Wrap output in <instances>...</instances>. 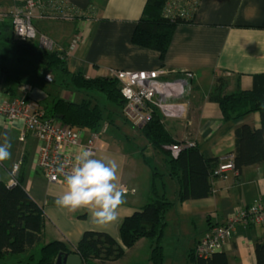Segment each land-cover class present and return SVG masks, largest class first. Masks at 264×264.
<instances>
[{"label": "crops", "instance_id": "0c3cea01", "mask_svg": "<svg viewBox=\"0 0 264 264\" xmlns=\"http://www.w3.org/2000/svg\"><path fill=\"white\" fill-rule=\"evenodd\" d=\"M18 1L23 3L26 0ZM18 1L0 0V23L8 21L12 24L14 7L23 5ZM194 1L198 2L193 12L195 21L177 26L164 60L158 51L132 42L147 0H71L78 9L75 18L36 20L53 22L51 28L57 30L50 38L57 48L67 53L72 72L98 77L109 75L112 69H165L167 73L161 76V80H180L179 92L165 94L163 100L168 102L163 103L188 104V117H167L165 124L177 141H191L198 145L210 168L215 170L234 153L238 128L245 124L261 126L259 112L225 120L219 101L238 89L251 88L254 74L264 72V0ZM67 21L73 22L75 29L62 43L60 38L66 37L63 25ZM187 70L193 72L192 79L186 77ZM7 88L0 90V99L1 95H11L5 90ZM29 95L32 97L31 93ZM23 129L22 120L0 121V134L6 132L12 145L11 159L0 163V180L8 181L10 170L16 163L20 164L17 180L46 214L45 242L62 240L75 246L87 230H94L107 232L122 243L120 228L123 220L150 200L152 171L141 156V147L128 134L118 133L117 138L107 140L96 152L94 158H110L117 162L119 184L130 181L138 189L119 207L118 219L100 227L92 223L87 207L70 210L56 204V197L63 194L67 186L47 179L38 167L40 142L30 133L21 139ZM143 147H146V152L151 148L149 145ZM211 183L213 191L209 197L186 201L177 197L168 212L165 235L173 234L176 241L171 249L176 253L181 249L187 264L188 251L197 246L212 226L227 224L239 210L256 202L264 205V163L246 166L241 171H230L227 178L212 174ZM165 189L168 194L169 190H176L177 194L178 185L168 178ZM260 239H264V224L237 223L223 248L230 264H256L255 245ZM141 245L147 250L145 254L149 262L151 242L141 239L124 258L108 264H124L120 261L127 259Z\"/></svg>", "mask_w": 264, "mask_h": 264}, {"label": "trees", "instance_id": "16d2710c", "mask_svg": "<svg viewBox=\"0 0 264 264\" xmlns=\"http://www.w3.org/2000/svg\"><path fill=\"white\" fill-rule=\"evenodd\" d=\"M167 1L147 0L132 36L134 44L158 51L161 60L165 59L177 26L195 21L166 16L164 10ZM34 40H16L12 24L8 21L1 22L0 71L9 74L12 70L6 60L4 62L9 54L15 63L37 64L42 68L45 79L47 75L54 74L51 81L60 79V85L64 89L73 85L78 91L83 89L103 93L130 120L125 111L127 99L122 95L121 83L117 78L109 75L89 77L82 72H72L64 50L56 46L46 49L38 46ZM21 79L19 76V83H22ZM6 91L11 92V95L17 94L14 86H9ZM65 93L67 92L64 91L63 96L56 97L50 104L38 100L42 105L45 103L43 107L48 115L58 117L73 128L97 132L105 126V119L107 123H114L113 113L106 116L104 107L94 99L83 96L77 100V95L71 98V95L65 96ZM28 97L31 96L28 94ZM219 107L225 120L239 119L253 112L261 114L260 127L245 124L236 130L234 163L236 171L264 163V72L254 74L251 88H241L231 96L221 98ZM165 119L157 109L150 122L136 126L152 150L164 154L163 160L168 169L162 171L154 164L155 159L146 154V147H141V156L152 171L150 200L123 220L120 228L122 243L107 232L94 230H87L75 246L62 240L45 242L47 219L44 208L20 183L9 187L8 181L0 180V258L8 254L29 252L36 245L43 244L39 259L34 255L30 256L33 264H57L60 253H77L83 264H108L124 258L128 250L141 239H148L151 242L150 263L165 264L164 237L168 227V212L176 203L165 189L167 179H173L177 183L178 200L186 201L209 197L213 191L211 176L214 174L198 145L185 147L177 157L164 147L181 143L173 137ZM255 252L256 264H264V239L256 242ZM187 257L189 264H230L227 253L222 250L202 257L194 247L188 251Z\"/></svg>", "mask_w": 264, "mask_h": 264}, {"label": "built area", "instance_id": "2783aa9c", "mask_svg": "<svg viewBox=\"0 0 264 264\" xmlns=\"http://www.w3.org/2000/svg\"><path fill=\"white\" fill-rule=\"evenodd\" d=\"M198 2L194 0H168L165 6V15L175 18H193V12ZM78 9L71 0H26L23 5H16L12 12V30L16 40L28 42L39 40L40 45L46 49L55 47V42L47 35L39 36L38 29L34 25V19L69 20L76 17ZM167 71L143 70L128 71L112 69L109 76L117 78L121 83L122 95L127 99L125 111L135 126H142L150 122L158 109L163 117L185 119L188 117V104L163 103V97L168 92H179L180 80H161ZM186 77L192 79L194 74L187 70ZM52 80L51 76H47ZM71 98L75 97V94ZM22 120L24 129L20 138L24 139L28 133L39 142L38 167L43 171L50 182L66 185V175L75 165V156L82 150H90L94 153L101 147L99 140L105 133L103 127L97 132H89L84 128H73L62 122L58 117L48 115L41 104L35 98L23 96L2 97L0 99V121ZM194 142L187 141L180 144L164 146L170 150L173 156ZM234 153L227 160L220 163L214 170V175L227 178L230 171L235 170ZM20 164L16 163L11 169L12 176H16ZM18 184L17 178L7 183L9 187ZM125 190V199H129L137 193V188L129 181L120 184ZM237 223L264 224V205L256 202L246 209L239 210L227 224L215 225L200 238L196 248L199 256L208 257L213 252L223 251L224 245L231 237Z\"/></svg>", "mask_w": 264, "mask_h": 264}, {"label": "rangeland", "instance_id": "374dc122", "mask_svg": "<svg viewBox=\"0 0 264 264\" xmlns=\"http://www.w3.org/2000/svg\"><path fill=\"white\" fill-rule=\"evenodd\" d=\"M51 23L53 22H50V23L46 21L41 22L39 20L34 19V25L38 29L39 36H41V34H45L50 38V36L53 35L54 30H57V29L51 28V25H52ZM63 26L65 27L63 33L64 34L66 33L65 34L66 37L60 38L62 43L65 42L68 36L73 33L75 29V24L73 22L67 21V23H64ZM34 42L38 46H41L39 40H34ZM5 60L8 63V65L11 66L12 68V70L9 72V74H12V75H9L7 72L4 73L0 71V90H2V88L14 86L17 91L16 96H23V95L31 93L33 98L37 100L39 99L41 100V102L44 101L46 104H50L56 97L61 96L62 91H66L67 92L66 94L71 93L72 96L74 94L75 96L77 95L76 96L77 100L82 99L81 97L83 96L94 99L101 106L104 107L106 116L110 113H113L112 114L113 115L112 119L114 120L113 124L107 123L106 119L103 122L105 125L104 128L106 127L105 129L107 130L105 131V133L99 140V145L101 146L99 150L103 148L104 142L107 143V140L111 138H117L119 134L120 135L128 134L129 136H131L133 142L136 143L140 147L148 146L146 140L140 135L139 129L136 128L133 122L127 118L123 110L119 106L110 102L103 93L99 91L83 90V89L82 91H78V89L73 85H71L69 89H64L60 85L61 83L60 79H55V81H50L47 79V77L45 79V74L43 73L42 68L38 66L37 64H30V62H20V63L17 62L18 63L17 64L10 59V54L6 59H4V62ZM19 76L22 77L21 79L22 83L18 82ZM50 76L52 79L55 77L54 74H51ZM146 154L155 159L153 160L154 164L158 166L162 171H167L168 166L163 160L164 154L162 152L158 153V151H153L152 148H149ZM10 174H12L11 170H10ZM17 174L16 176L11 175L8 182L11 181L13 178H17ZM170 180H171V183L175 182L173 179H170ZM169 191H170L169 197L172 200H175L178 196L175 193L176 190H169ZM175 241L176 240L173 234H167V236L165 237L164 246H165V249H167L165 264H187L186 261L183 259V255H181V249H179L177 253L175 252V249H171V247L174 248ZM42 245L43 244L36 245L29 252L8 254L4 258H0V264H33L30 261V256L34 255L36 259H39L41 255ZM176 246H178V242ZM145 250L146 248H144V245H141L131 255H129L127 259H123L120 262H123L124 264H149L150 261L147 262L148 256L147 254H145L146 253Z\"/></svg>", "mask_w": 264, "mask_h": 264}, {"label": "clouds", "instance_id": "9594fccd", "mask_svg": "<svg viewBox=\"0 0 264 264\" xmlns=\"http://www.w3.org/2000/svg\"><path fill=\"white\" fill-rule=\"evenodd\" d=\"M0 163L12 157L8 134H0ZM118 164L110 158H94L90 150L75 156V165L66 175L67 188L56 197L59 207L89 209L92 223L104 227L118 219V209L125 203V190L119 184Z\"/></svg>", "mask_w": 264, "mask_h": 264}, {"label": "water", "instance_id": "95a60500", "mask_svg": "<svg viewBox=\"0 0 264 264\" xmlns=\"http://www.w3.org/2000/svg\"><path fill=\"white\" fill-rule=\"evenodd\" d=\"M57 264H83L82 258L77 253L63 254L60 253L57 259Z\"/></svg>", "mask_w": 264, "mask_h": 264}, {"label": "bare ground", "instance_id": "6f19581e", "mask_svg": "<svg viewBox=\"0 0 264 264\" xmlns=\"http://www.w3.org/2000/svg\"><path fill=\"white\" fill-rule=\"evenodd\" d=\"M190 19H194V17H193V18H190ZM67 95H68V94L65 93V96H67ZM68 96H69V95H68ZM163 102L167 103L168 101H167L166 99H164Z\"/></svg>", "mask_w": 264, "mask_h": 264}]
</instances>
